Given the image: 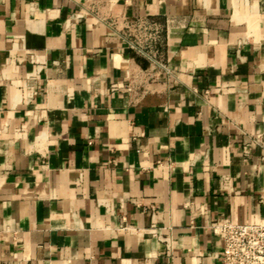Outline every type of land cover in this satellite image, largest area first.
I'll return each mask as SVG.
<instances>
[{"label": "crops", "instance_id": "1", "mask_svg": "<svg viewBox=\"0 0 264 264\" xmlns=\"http://www.w3.org/2000/svg\"><path fill=\"white\" fill-rule=\"evenodd\" d=\"M257 136L263 0H0V264H221L209 222L264 218Z\"/></svg>", "mask_w": 264, "mask_h": 264}, {"label": "built area", "instance_id": "2", "mask_svg": "<svg viewBox=\"0 0 264 264\" xmlns=\"http://www.w3.org/2000/svg\"><path fill=\"white\" fill-rule=\"evenodd\" d=\"M160 33V25L145 16L124 19L123 34L128 47L148 62L146 68L126 75L127 88L144 92L150 83L159 81L168 72L158 51ZM256 141L264 149L259 136ZM208 228L221 240V264H264V218L251 223L216 218L209 222Z\"/></svg>", "mask_w": 264, "mask_h": 264}]
</instances>
